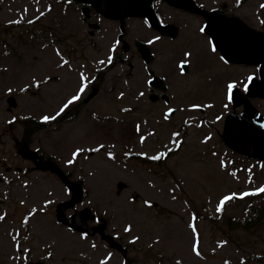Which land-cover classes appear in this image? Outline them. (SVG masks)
Masks as SVG:
<instances>
[{
	"label": "rangeland",
	"instance_id": "obj_1",
	"mask_svg": "<svg viewBox=\"0 0 264 264\" xmlns=\"http://www.w3.org/2000/svg\"><path fill=\"white\" fill-rule=\"evenodd\" d=\"M246 4L255 11L264 0H247ZM259 11L264 16V7ZM152 43L159 51L153 64L160 65L173 96L170 105L177 112L171 116L168 106L150 105L151 116L146 118L150 134L144 146H136L135 141L126 148L122 129L126 132L124 123L129 120L120 112H129L132 100L126 92L125 65L120 64L106 73L100 96H109L112 103L97 98L100 119L88 117L89 106L83 111L79 103L70 106L82 98L80 94L58 121L35 129L31 119L56 116L79 94L82 6L75 0H0V161L26 165L19 154L26 132L34 148L53 153L63 164L70 157L74 160L81 147L82 177L89 192L85 201L108 221V231H115L129 245V256L158 257L173 264H264V219L249 228L232 226L228 220L243 221L253 213L252 206L264 202V193L243 196L264 187V163L223 142L226 88L201 80L199 76L205 74L195 69L181 75L174 45L157 37ZM106 51L100 52L102 57ZM116 72L124 76L117 74L119 87L107 93L106 84ZM11 95L17 105L8 111ZM79 110L82 115L74 120ZM139 154L149 159L144 161ZM161 154L166 155L151 159ZM76 158L77 176L81 157ZM39 174L50 176L29 173L30 187L23 184L28 179L0 181V264H25L49 250L50 264H80L82 255L121 257L100 238L66 236L50 222L43 225L50 214L35 215L32 232L23 231L14 198L19 194L24 199L22 192H31L29 197L38 206L51 198L47 184L39 179L34 184ZM118 181L127 187L120 189ZM226 196L234 198L218 211ZM25 237L30 242L19 248L16 241Z\"/></svg>",
	"mask_w": 264,
	"mask_h": 264
},
{
	"label": "flooded vegetation",
	"instance_id": "obj_2",
	"mask_svg": "<svg viewBox=\"0 0 264 264\" xmlns=\"http://www.w3.org/2000/svg\"><path fill=\"white\" fill-rule=\"evenodd\" d=\"M246 3L247 0H180L179 5H173L167 0H153V10L157 20L163 26L166 24L174 26L175 34H170L158 30L147 16L111 18L97 10L91 3L82 1V4L80 3L82 6V75L86 77V80H82V84H86L87 87L82 93L79 107L81 106L83 111L89 106L86 113L88 117L100 119L102 108L98 106L97 98L103 99V103H112L109 96H100L106 73L114 70L119 64L125 65L127 73L126 92L132 100V106H129V112H120L121 115H127V120H129L124 123L127 130L125 132V129H122L123 134H125L123 137L128 140L126 148H129V145L134 144L135 141L138 142L136 146H144L150 134L149 130L146 131L149 128V122L146 118L151 116L147 112L150 105H157L158 108L170 106L174 114L177 112V108L170 105L173 102V96L170 92V86L161 74V67L159 64L158 66L153 64L157 60L159 51L153 46L152 39L157 37L164 43L174 45L176 58L179 62L178 71L181 75H187L195 69L197 72L205 74L203 77L199 76L201 80L215 81L226 88V115L233 113L250 125L264 131V57H252L250 62L241 60V55L247 51L264 50V16L259 11V8L263 9V7L259 6L254 11L251 9L254 6H248ZM191 4H194L196 9L187 7ZM211 12H215L216 15L208 16L207 14ZM252 30L261 31L263 37L256 36L257 40L247 41V33H253ZM150 34L153 35L150 36ZM137 41H144L148 44L154 55L152 60L146 62L138 48ZM101 51H106L104 57L100 54ZM87 52L90 54L93 52V54L90 56ZM225 52L231 54L233 58L226 57ZM109 58H111V62H109ZM157 67H160L159 70ZM117 74L124 76L121 72H116L114 78L106 84L107 93H112L114 88L119 87V81L116 79ZM155 74L165 79L168 85L167 95H164L162 90L152 84ZM233 89L238 92L237 99H232ZM120 93L124 92L121 91ZM116 98L122 97L118 95ZM246 101L252 105L248 111ZM65 114H69V111H66ZM61 115L63 114L56 117L54 122L58 121L62 117ZM81 115L82 112L79 110L74 120ZM32 123L34 127L40 125L37 122ZM22 138V145H28L36 150L38 157L25 158L26 165L21 162L0 161V181L9 179L12 183L13 180L17 179L18 183L20 180L28 179L22 182L25 187H30L29 173L43 172L50 176L39 174L33 182L35 184V180L39 179L41 183L47 184L48 194L51 197L41 201L39 206L34 205L29 197L31 192H22L25 200L21 199L19 194L14 198L15 210L20 212V221L25 225L23 231L32 232L36 223L33 221L35 215L50 214L49 218L42 222L43 225L50 222L66 236L69 233H75L81 237H97L110 244V237L103 238L99 233L90 234L86 231L76 230L61 219V217L65 218L81 212L79 219L76 220L82 224V210H85L86 213L93 212V216L86 220L89 226L100 224L103 218L93 204H88L85 201L89 192L86 187V180L82 177V148L79 147L75 155L72 154L74 160H71L70 157L63 164L62 161L55 159L53 153L45 152L40 146L34 148L31 145L33 142L28 137V132ZM20 149L21 147L19 154ZM78 150L80 151L78 152ZM126 151L128 152V150ZM129 154L134 156L132 152H128ZM138 156L144 161L146 158L149 159L143 154ZM76 157H81L78 167L79 175L77 176L74 175V168L79 161ZM40 158L53 161L57 168H38L37 163ZM59 169L68 179L80 184L81 192L76 194V198L79 196V199L74 202L71 201L70 204H66V202H69L74 196V190L72 185L63 179ZM6 173H13L14 175L8 177ZM118 187L124 189L127 185L126 183L122 185L121 181H118ZM137 195L134 193V196L137 197ZM2 215L4 218L7 216L4 212ZM108 229L107 222L106 233L114 236L123 244L121 237L115 231H108ZM29 242L26 237L24 241L22 238L16 241L19 248ZM64 244L63 242L62 245ZM123 245L127 247L129 253V245ZM26 249L27 253L29 248ZM111 250L119 252L121 257L112 259L110 255L103 257L82 255L80 264H173L170 260L158 257H131L126 254L124 247H111ZM47 253L36 260L28 261H43L50 264L49 259H52L50 257L52 253L50 250Z\"/></svg>",
	"mask_w": 264,
	"mask_h": 264
},
{
	"label": "water",
	"instance_id": "obj_3",
	"mask_svg": "<svg viewBox=\"0 0 264 264\" xmlns=\"http://www.w3.org/2000/svg\"><path fill=\"white\" fill-rule=\"evenodd\" d=\"M78 1H84V2H89L92 3L97 10L101 11L104 13L106 16L111 17V18H122L125 16L129 15H141V16H148L151 19L152 24L157 27L160 31L165 32V33H170V34H175L174 33V26L172 25H166L162 26L154 13L153 10V0H78ZM173 5H179L180 0H167ZM187 7L191 9H196L194 4L188 5ZM216 15L215 12H212L208 14V16ZM253 33L248 32L247 33V41L251 39H256V36L261 38L263 37L261 31H256L252 30ZM139 50L141 51L143 57L146 59L147 62L152 60L153 55L151 53V50L149 46L142 42V41H137ZM225 56L228 58H233L231 54L228 52H225ZM264 57V50H257V51H247L243 55H241V60L244 62H249V60L252 57ZM152 84L162 90H166V85L164 84V80L160 78L159 76L155 75L154 79L152 80ZM255 90V89H253ZM237 90L234 89L232 92V96L234 99L238 98V92ZM9 104L11 106H16V101L14 97L9 98ZM246 103V109L247 111L251 109V106ZM253 111V109H252ZM223 140L224 142L230 146L231 148L239 151L242 154H245L249 157L252 158H258L264 161V131L258 130L256 127L250 125L246 121L238 118L235 114H229L226 117L225 121V126L223 130ZM21 154L24 157L27 158H37L38 154L35 150H32L30 147L27 145H24L21 150ZM37 166L42 169H46L48 167H51L53 169L57 168V165H54L52 161L48 159L41 158ZM59 172L62 177L66 180V182L70 185H72V189L74 190V196L72 200L69 202L71 203L79 199V196L76 198V194H79L81 192L80 190V184L78 182H70V180L67 179L66 176H64L63 172L59 169ZM69 203V204H70ZM81 215V212L70 216L68 218H63L65 222L71 224L74 228L78 230H87L89 233L94 234L96 231H99L104 235V227H105V222L97 225V226H87L86 223H83L86 221L87 218L90 216H93L91 213L87 212L85 210H82V224L80 223L79 220H76L77 218L79 219V216ZM108 235H104L106 237ZM112 246H119L122 247L120 243H118L116 240H112L111 243ZM28 264H43L42 262H30Z\"/></svg>",
	"mask_w": 264,
	"mask_h": 264
},
{
	"label": "snow or ice",
	"instance_id": "obj_4",
	"mask_svg": "<svg viewBox=\"0 0 264 264\" xmlns=\"http://www.w3.org/2000/svg\"><path fill=\"white\" fill-rule=\"evenodd\" d=\"M262 7H264V5H262ZM15 23H19V21H16ZM30 23H31V21H30ZM109 62H111V58H109ZM82 80H86V77H83V75H82ZM86 87H87L86 84H82V86H81V88H80V90H79V94H77L76 96H73L72 99L69 100L68 103L65 104L63 108H61L60 112H58V113L56 114V116H59V115H60V114H61V113H62V112H63V111H64V110L70 105V104H72L73 102L79 100V99H80V94H82V93L85 91ZM230 91H231V86H230ZM56 116H52V117L45 116L43 119H44L45 121H48V120H50V119H51V120H55V119H56ZM101 147H102V146H101ZM97 150H98V149H97ZM79 151H80V150H78V152H79ZM74 155H75V154H74ZM163 155H166V154H161V156H154V157H151V159L158 160V159H161ZM258 193H264V187H261V188L257 189L255 193L245 192V193H243V196H249V195L258 194ZM233 198H234V196H226V197H224V199L221 200V202H220V206L218 207L217 210H218V211L222 210L223 207H224V204H225L227 201H229V200H231V199H233ZM2 218H3V217H0V219H2ZM193 219H195V217H194ZM126 230H127V229H126ZM195 231H196V229H195V227L193 226V232H195ZM195 250H196V249L194 248V251H195ZM196 254L199 255V252L197 251Z\"/></svg>",
	"mask_w": 264,
	"mask_h": 264
},
{
	"label": "trees",
	"instance_id": "obj_5",
	"mask_svg": "<svg viewBox=\"0 0 264 264\" xmlns=\"http://www.w3.org/2000/svg\"><path fill=\"white\" fill-rule=\"evenodd\" d=\"M253 213L245 217L243 221H238L229 218V224L232 226H240L244 228H249L250 226L258 225L264 219V202H262L258 207L252 206Z\"/></svg>",
	"mask_w": 264,
	"mask_h": 264
}]
</instances>
